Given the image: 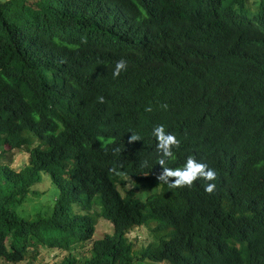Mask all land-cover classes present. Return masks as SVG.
<instances>
[{"label":"trees","instance_id":"obj_1","mask_svg":"<svg viewBox=\"0 0 264 264\" xmlns=\"http://www.w3.org/2000/svg\"><path fill=\"white\" fill-rule=\"evenodd\" d=\"M157 124L180 142L165 166L207 164L212 193L157 179ZM0 160V264L42 247L69 252L53 264H264V0H0ZM43 173L60 197L23 219ZM98 217L114 230L95 241Z\"/></svg>","mask_w":264,"mask_h":264},{"label":"rangeland","instance_id":"obj_2","mask_svg":"<svg viewBox=\"0 0 264 264\" xmlns=\"http://www.w3.org/2000/svg\"><path fill=\"white\" fill-rule=\"evenodd\" d=\"M253 0H250V4ZM8 159L6 165H9L15 171H21L29 162V154L22 151H14L5 156ZM3 161V160H0ZM127 189L133 188V183L128 182ZM124 195L125 191L119 189ZM60 189L57 188L49 174L43 173L40 183L32 187L31 193L26 197L21 205H15L14 210L26 220L33 219L38 213L50 212L54 209L56 201L60 197ZM141 197L145 200L148 192L146 190H139ZM71 215H83L82 207L79 203L70 205ZM95 211H100L99 207H95ZM94 213V212H93ZM98 224L93 240L97 241L103 239L105 235L112 234L114 226L108 219L98 217ZM150 230L147 227L134 228L129 234L128 238L134 240L139 247L147 246L155 239L151 236ZM86 245L78 244L72 249V253L78 256L87 254ZM69 255V252L60 249H49L42 247L38 249H30L29 256L21 264H53L61 261Z\"/></svg>","mask_w":264,"mask_h":264},{"label":"clouds","instance_id":"obj_3","mask_svg":"<svg viewBox=\"0 0 264 264\" xmlns=\"http://www.w3.org/2000/svg\"><path fill=\"white\" fill-rule=\"evenodd\" d=\"M126 67L124 60H119L115 63L113 70V77L120 74L122 70ZM99 102H103V97H98ZM163 107H166L163 106ZM150 108H146L145 111H150ZM151 135L155 137L156 149L160 154L157 164L162 167V172L157 177L161 182L167 184L170 188H182L191 187L194 181L202 180L203 191L205 193H212L216 187L215 183H208L209 181H214L216 179V171L209 167L207 164L198 162L192 156L188 155L180 165V167H166V161L175 160L178 157V153H175L176 148L179 145V140L176 136L170 132L165 131V126L163 124H157L152 128ZM139 137L132 134L129 137V143L137 141ZM176 156V157H175ZM199 157V156H197ZM169 178H174L171 180Z\"/></svg>","mask_w":264,"mask_h":264}]
</instances>
